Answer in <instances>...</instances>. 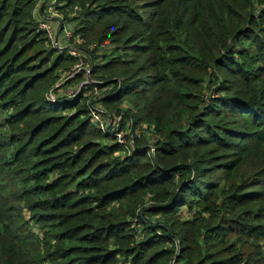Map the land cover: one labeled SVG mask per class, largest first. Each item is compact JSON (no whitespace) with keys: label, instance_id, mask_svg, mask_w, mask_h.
<instances>
[{"label":"trees","instance_id":"16d2710c","mask_svg":"<svg viewBox=\"0 0 264 264\" xmlns=\"http://www.w3.org/2000/svg\"><path fill=\"white\" fill-rule=\"evenodd\" d=\"M59 3L87 47L82 94L111 87L97 100L128 104L133 144L98 130L82 95L44 99L60 59L76 60L46 67L30 53L53 51L33 0H0L2 32L31 25L0 47L1 92L34 90L0 120V264H264V0Z\"/></svg>","mask_w":264,"mask_h":264},{"label":"rangeland","instance_id":"374dc122","mask_svg":"<svg viewBox=\"0 0 264 264\" xmlns=\"http://www.w3.org/2000/svg\"><path fill=\"white\" fill-rule=\"evenodd\" d=\"M33 2H34V10L32 12L33 13L32 19L36 25L37 30L41 31L40 30V24L41 23L39 20L38 10L42 5L43 0H33ZM10 9H11V5L7 4L5 6V9L2 10L4 12V14L5 13L6 14H5L4 18L0 19V34L2 33V36H3L2 37L3 42L0 44V47L5 45L11 39H15L12 43L13 46H15V48H16V46H19V48H20L24 44V42L29 40L30 30H26L25 27H28L30 29L31 25H25L24 24L23 28L22 27L18 28L14 24H11L8 27V29L6 30V32L4 30L2 32V26H3V29H4V27H6V26H4V24H5L7 15H8L7 13H9ZM58 12L62 13V15H63L62 28L66 29L68 32L72 33V37L71 38H70V36L66 37V34H63L62 31L57 30L58 27L55 24V22H51L52 28H54V30H56L59 37L57 39L56 45H54L48 39H47L48 41H46L45 45L49 46V48H52L53 51H50V53L49 52L47 53V51H43V48L41 45L37 44V45H33V47H32L33 50L30 53L32 55H34L35 57L46 58L47 59L46 67H50V68H52L53 66L55 68L56 65H54L55 64L54 62L58 56H62L64 58L65 57H71V58H74L76 61L72 64V63H69L67 61V59H66V61H63L62 59H60V62H59L60 67L58 69H56L53 73V76L56 77L55 79L53 77V81L55 82V84L53 86L54 91L51 88L49 90H46L43 94V96L45 97L44 99L46 101H49L52 103L58 102L61 105L62 102L72 101V100L76 99L78 96L82 95L80 102H87V104L89 105V116H90V108L91 107L96 108V109L100 108L103 112H105V113H103L102 117H103L104 121H106V123H108L107 127H108V130L111 132V134H112V132H115V130L118 132L121 129L123 130V132L127 131V133H129V129H131L132 119H130V117L126 118L122 114V111L128 107L127 103L117 104L114 109H105V107L97 100V97H103L104 94H106L107 91H109V89L105 90V91L101 90V91L95 92V90L93 88L92 92L82 94L81 87L84 84H86L90 87V85H91V83H93L94 79H92V77H91V64L88 61L89 58L88 57L84 58L83 52L81 50V49L87 48V47H82L81 42H79V38L73 36V34H74V32L78 26V22H79V20H76V22L73 21L74 18L77 16V12L76 11H70V10L61 11V9H59ZM141 13H142V15H145L144 12L141 11ZM42 31L44 32V34H46V32L44 30H42ZM20 38H21V40H20ZM104 44L105 43H102L101 45H99L100 55L104 54V57H109L110 55H113V50H108L109 47L107 45H104ZM13 50H14V48L12 49V51ZM72 50L74 52V55H70V51L72 53ZM74 50L77 52V56H75ZM80 53H82V56ZM7 55H10V53ZM7 55L3 58H0V66L5 64L3 61L6 59V57H8ZM26 55H28V54H26ZM101 60H103V59L102 58H98L97 60L95 59V61H99V62H101ZM67 66H69V68H67ZM86 71H89L88 74L86 73ZM25 74H26V72L21 73V74L16 75V76H25ZM9 79L10 78H8V80ZM8 80H7V82H3V83H5V85H6L7 83H9ZM3 88L4 87H0V102H4L5 100H8V99H10V102L0 103V120L2 122L5 121L6 117H8V115L10 113L14 112L17 108L22 107L23 104L21 102H24V100H26L30 96L28 94L34 92V90L30 91V92H29V90H27L25 95L21 99H19V92H23V90H24V89H22L23 86L14 92H10L9 94H7L6 97L4 95V92H1V90ZM56 88H59V89H56ZM50 94H52V95H50ZM14 97H15V100H19L18 102L21 103L20 106H18V105L15 107L12 106L13 103L11 101H12V98H14ZM80 102H78V103L80 104ZM4 105H6L7 108H5ZM60 113H61L60 116H63V118H64V113L67 114L69 112L61 111ZM32 122L33 121L31 120V123ZM91 122L100 131H102L99 128L100 123H103V125L105 126V124L101 118L97 121H94L91 117ZM5 124H4L5 129H3L4 131L0 134V138H2V137L8 138V135H9L8 131H9L11 126L9 125V123L7 124L5 122ZM17 125L15 126L16 128L18 127ZM19 126H20V128L24 127L23 124H20ZM52 126H54V125H52ZM139 127H144V125L139 126ZM139 127L135 130V132L141 131V128H139ZM113 135L114 134H112V136ZM128 136H125L124 139H126ZM130 136L132 137L131 133H130ZM113 138H116V137L113 136ZM118 138L119 137L116 138L117 141H118ZM147 138L150 139L149 143H151V145H153L152 143H154L156 141L155 140L156 138L153 135V133H150L147 136ZM118 142H121L122 145L127 143V141L122 143L123 138L121 139V141H118ZM149 155H151V153ZM51 158H53L55 160L58 157H49L48 161H50ZM59 174H60V171L54 170L52 173H50L49 175L46 176V179H48L49 181L53 180ZM16 203H18V205H20V206H24L23 201L17 200ZM26 214H28V213H26ZM34 228L36 231H39L37 229L36 225H34Z\"/></svg>","mask_w":264,"mask_h":264},{"label":"built area","instance_id":"2783aa9c","mask_svg":"<svg viewBox=\"0 0 264 264\" xmlns=\"http://www.w3.org/2000/svg\"><path fill=\"white\" fill-rule=\"evenodd\" d=\"M59 5H61L59 3V0H43V3H42L41 7L38 10L39 20H40V23H41L40 24V30H44L46 32L47 39L50 40L54 45L57 44V39H58L59 36H58L56 30H54V28H52L51 22H55V24L58 27L57 30L58 31H62L63 34H66V37H69V36H70V38L72 37V33L68 32L66 29L62 28L63 15H62V13L58 12L59 11V8H58ZM80 54L82 56V53H80ZM70 55H74L73 50H72V53L70 51ZM75 56H77V52L76 51H75ZM88 72L89 71H86L87 74H88ZM108 89L110 90L111 87L105 86L102 89H98L97 85L94 87L95 92L96 91H101V90L105 91V90H108ZM50 95H52V94H50ZM103 113H105V112H103L100 108H97V109L96 108H92V107L90 108V116L92 117V119L94 121H97V120H99L101 118L102 121L105 124V126H104L103 123H100V127L99 128L102 131H109L108 127H107L108 123H106V121H104V119L102 117ZM131 127H132V121H131ZM130 131H131V129H129V133H127V131L123 132V130L121 129L118 132L116 130H115V132H112V134H114L113 135L114 137H116V138L119 137L118 141H121V139L123 138V142L122 143L127 141V139H124V138H125V136L129 135L127 143L124 144L126 149H128L129 146L133 144L132 137L130 136ZM136 133L140 134L138 131ZM110 134H111V132H110ZM112 134H111V136H112ZM116 138H114V139H116ZM115 141H117V139ZM119 143H121V142H119ZM149 147L151 148L150 151H152V146H150V144H149Z\"/></svg>","mask_w":264,"mask_h":264},{"label":"water","instance_id":"95a60500","mask_svg":"<svg viewBox=\"0 0 264 264\" xmlns=\"http://www.w3.org/2000/svg\"><path fill=\"white\" fill-rule=\"evenodd\" d=\"M104 84V83H103Z\"/></svg>","mask_w":264,"mask_h":264}]
</instances>
